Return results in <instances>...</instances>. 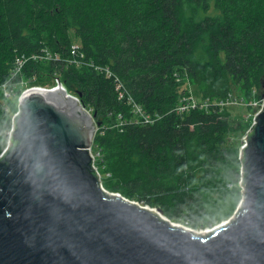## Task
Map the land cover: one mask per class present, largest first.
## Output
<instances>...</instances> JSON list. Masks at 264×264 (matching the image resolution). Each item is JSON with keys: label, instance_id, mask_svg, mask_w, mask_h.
<instances>
[{"label": "trees", "instance_id": "trees-1", "mask_svg": "<svg viewBox=\"0 0 264 264\" xmlns=\"http://www.w3.org/2000/svg\"><path fill=\"white\" fill-rule=\"evenodd\" d=\"M71 31L83 61L109 67L110 77L69 62ZM42 49L60 59L29 58L11 86L19 95L21 79L33 84L41 75L59 77L79 97L102 127L92 149L101 152L102 171L110 172L105 189L159 207L194 230L238 212L242 158L239 146L228 142L231 112L178 114L174 107L186 85L204 98L222 97L236 86L249 99L253 87L259 89L264 0H0V85L18 56H39ZM115 77L158 119L116 126L119 114L132 115L117 98ZM5 98L0 97V153L12 125L8 110L18 108Z\"/></svg>", "mask_w": 264, "mask_h": 264}, {"label": "water", "instance_id": "water-1", "mask_svg": "<svg viewBox=\"0 0 264 264\" xmlns=\"http://www.w3.org/2000/svg\"><path fill=\"white\" fill-rule=\"evenodd\" d=\"M56 81L21 92L0 153V264H264V103L245 131L238 212L195 233L103 189L88 151L99 123Z\"/></svg>", "mask_w": 264, "mask_h": 264}, {"label": "built area", "instance_id": "built-area-1", "mask_svg": "<svg viewBox=\"0 0 264 264\" xmlns=\"http://www.w3.org/2000/svg\"><path fill=\"white\" fill-rule=\"evenodd\" d=\"M77 42V41H76ZM73 42L70 47H69V52H70V60L69 62H72L74 64L77 63H86L89 66L93 67L95 70L97 71H102L104 73V75L106 77H110L112 75V71L110 70L109 67L107 66H101V65H95L91 62H84L83 61V54L81 53L80 49H79V44ZM43 58V59H60V56L57 53H53L50 52L48 49H42V55H32L30 57H26L24 55L18 56L15 59V64H14V68L11 72V76L9 78V80L3 84L0 85V91L3 93V95L7 98L11 97L14 95V89L16 88V86L13 85L11 86V80L21 72V69L24 65V63L29 59V58ZM78 65V64H77ZM179 80V77L177 78ZM114 82H115V90L117 91V98L119 100H123L125 101V103L130 107L131 113L133 118H131L130 120L126 121L123 119L122 115L119 114L118 117L120 119V123L119 125H124L126 123H135V124H150L153 123L154 120L158 119L157 115H150L149 113H147L146 111H144L143 107L133 98V96L129 93V91L127 90V88L125 87V85L123 84V82L118 78L115 77L114 78ZM21 83V82H20ZM22 84V83H21ZM190 87V85H188ZM10 87V88H9ZM23 92V91H22ZM227 99L226 100H220V101H214V99H210V97H195L192 93H191V89L187 88L186 91H184L179 99H178V103L176 104V106L174 107V110L176 113L181 114V113H186L189 112L191 110H204L206 112L208 111H215V110H220L222 105L224 104H228V103H232V104H239V101L236 98H232L230 95H227ZM264 103V97L261 98L260 101L255 102V105H253L252 103H248L247 105L252 104V108L253 111L251 113L247 114V121H248V125L245 129V131L247 130V128L251 125V123L253 122V115L255 113H257L258 111H260L261 106ZM18 113V108L17 110L13 113L12 115V119L13 117ZM246 119V118H245ZM12 128H10V130L8 131V135L10 136V132H11ZM244 134L241 138V144L239 147V155L241 156V149L243 147L244 142L246 141V134ZM9 143V139L7 141V145ZM7 145L5 146L4 149H6ZM4 149L2 151H4ZM88 151H91L90 154L92 155V166L95 169V171L97 172L98 175V179L101 183V186L104 188L102 181H101V174L99 172L98 169V164H97V159L99 157V152H95L92 149V144L89 147ZM107 192L108 190L105 189ZM116 194H120L118 192H115ZM174 223V222H173ZM177 224V223H175ZM182 224V223H181ZM182 226L186 227V228H190L186 225Z\"/></svg>", "mask_w": 264, "mask_h": 264}, {"label": "rangeland", "instance_id": "rangeland-1", "mask_svg": "<svg viewBox=\"0 0 264 264\" xmlns=\"http://www.w3.org/2000/svg\"><path fill=\"white\" fill-rule=\"evenodd\" d=\"M71 33V37L73 39L74 42L77 41L76 37L73 35L72 31L70 32ZM77 43V42H76ZM57 78L59 77H48V76H43L41 75V79H36L33 84L32 83H27L26 80H23L21 79V83L22 85L20 84V88L21 89V92L25 89H28L29 87H42V88H52V87H55L57 85ZM60 79V78H59ZM12 81V80H11ZM187 88L191 89V93L195 96V97H200V95L196 94L195 93V89H194V86L191 85L190 87L188 85H186ZM233 89H231L229 92L226 93V95L222 96V97H215V98H211L210 99H214V101H220V100H226L228 97L227 95H230L232 98H236L238 101H239V104H232V103H228V104H224L221 107L220 110L218 111H221V110H229L231 112L230 114V121H231V129H230V132L227 134V137H228V142L230 144H233V145H238L240 147V144H241V138L244 134V131L248 125V121H247V114L248 113H251L253 111V108H252V104L255 105V102L257 101H260L261 98H263L264 96H262V88H261V84H260V87L259 89L257 87H253V89L251 90V93H252V96L251 98L247 99L246 97L243 96V92L240 90V88H237L236 86H233L232 87ZM16 89L17 87L14 89V95L11 96V98H13V101L15 102V105L18 107V97L19 95L21 94V92L19 93V95L16 94ZM71 93V92H69ZM261 93V94H260ZM0 97L2 98H5V96L3 95V93L0 91ZM72 94V93H71ZM73 95H76V94H73ZM7 98V97H6ZM5 98V99H6ZM248 103H252L251 106L250 105H247ZM129 107V106H128ZM10 111V114L13 115L14 111L13 110H9ZM129 111H130V114L132 115L131 113V110H130V107H129ZM145 111V110H144ZM216 111V110H215ZM90 112V111H89ZM91 113V112H90ZM92 114V113H91ZM151 115V114H150ZM133 118V116H132ZM246 118V119H245ZM124 120L128 121L130 120L131 118H124ZM95 120V119H94ZM118 123L115 124L116 126H123V125H119L120 123V119L118 117ZM243 128L244 127V130H241L239 128ZM98 129H102L101 125H97L96 127V131ZM241 132V133H240ZM102 133V132H101ZM98 152L101 154V152L98 150ZM99 154V157H101L102 155ZM102 167V166H101ZM103 168V167H102ZM98 169H99V172L101 174V181H102V184L105 185V187L107 186L110 190V187H109V184L108 183H111L112 180L110 178V172H106L104 173L102 171V169L100 168V166L98 165ZM108 190V191H109ZM111 192V191H110ZM113 192V191H112ZM121 195V194H120ZM140 203V202H139ZM143 205V204H142ZM146 205V204H144ZM236 211V210H235ZM234 211V212H235ZM234 215V213L230 216L232 217ZM230 217H228L227 219H229ZM170 220V219H169ZM226 220V219H225ZM171 222H174V223H177L179 225H182L180 222H176V221H173V220H170ZM221 222V221H220ZM219 222V223H220ZM184 225V224H183ZM207 229H210V228H204V229H197V230H194L195 233H198V232H201V231H205Z\"/></svg>", "mask_w": 264, "mask_h": 264}, {"label": "bare ground", "instance_id": "bare-ground-1", "mask_svg": "<svg viewBox=\"0 0 264 264\" xmlns=\"http://www.w3.org/2000/svg\"><path fill=\"white\" fill-rule=\"evenodd\" d=\"M204 232V230L203 231H201V232H198V233H203Z\"/></svg>", "mask_w": 264, "mask_h": 264}]
</instances>
